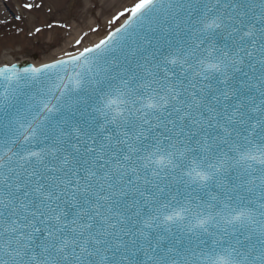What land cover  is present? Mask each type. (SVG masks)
Returning <instances> with one entry per match:
<instances>
[{"label":"snow or ice","instance_id":"1","mask_svg":"<svg viewBox=\"0 0 264 264\" xmlns=\"http://www.w3.org/2000/svg\"><path fill=\"white\" fill-rule=\"evenodd\" d=\"M121 18L0 64V264H264V0Z\"/></svg>","mask_w":264,"mask_h":264},{"label":"rangeland","instance_id":"2","mask_svg":"<svg viewBox=\"0 0 264 264\" xmlns=\"http://www.w3.org/2000/svg\"><path fill=\"white\" fill-rule=\"evenodd\" d=\"M58 2L59 0H0V21H5L0 23V64L23 60L39 64L40 60L27 53L37 44L47 47V42L52 39V33L45 27L49 22L66 24L61 33L60 45L53 55H60L61 50L75 53L84 47H90L123 22L121 18L116 24L109 23L113 16L131 7L136 0H83L85 11L74 18L59 15ZM25 3L33 4L32 9H25L23 7ZM17 16L20 17L19 20L16 19ZM35 27L45 28V33L41 34L39 40L31 34ZM93 28L98 31H92ZM75 32H79V35L75 36ZM77 39L82 40L79 48L75 44ZM71 40L74 41L69 44ZM44 59L50 57H41V60Z\"/></svg>","mask_w":264,"mask_h":264},{"label":"bare ground","instance_id":"3","mask_svg":"<svg viewBox=\"0 0 264 264\" xmlns=\"http://www.w3.org/2000/svg\"><path fill=\"white\" fill-rule=\"evenodd\" d=\"M72 28H74L73 26H71ZM79 35V32H75V36H78ZM100 39H98L96 42L94 43H98ZM74 41V40H71L70 42H68L69 44ZM67 47V46H66Z\"/></svg>","mask_w":264,"mask_h":264},{"label":"water","instance_id":"4","mask_svg":"<svg viewBox=\"0 0 264 264\" xmlns=\"http://www.w3.org/2000/svg\"><path fill=\"white\" fill-rule=\"evenodd\" d=\"M25 62H27L28 64H32L31 62H29V61H23V62H21V63H25Z\"/></svg>","mask_w":264,"mask_h":264}]
</instances>
